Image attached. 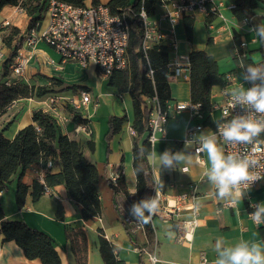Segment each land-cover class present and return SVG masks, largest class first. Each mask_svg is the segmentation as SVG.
Returning a JSON list of instances; mask_svg holds the SVG:
<instances>
[{
    "label": "crops",
    "instance_id": "0c3cea01",
    "mask_svg": "<svg viewBox=\"0 0 264 264\" xmlns=\"http://www.w3.org/2000/svg\"><path fill=\"white\" fill-rule=\"evenodd\" d=\"M48 0H46L47 3ZM106 5L109 0H85V5L92 2ZM220 14L203 15L194 12L191 16H184L176 23H169L164 14L171 11L169 5H157L149 21L156 25L157 30L164 34L162 44L168 47L169 59L179 62L181 67L176 74L173 69L168 71L166 81L170 91V102L167 107V121L164 125V135L157 134V140L151 145V152L159 156L166 149L172 154L183 152L186 159L175 162L171 168H166L157 161L147 163L151 171L152 188L158 187L159 204L165 206L175 202L180 195L194 189L197 199L194 201L198 208V226L190 242L176 241L178 225L174 219L165 221L156 216L152 221L153 244L144 250L153 252L163 264H201V255L212 264L215 259V242L223 238L226 244H234L240 239L249 242H261V226L257 227L249 217L250 205L264 203V179L249 189L242 201L230 205L225 200L217 199L213 186L204 175L205 168L197 162L194 153L196 143H199L201 133H216L217 122H221L220 107L227 91L239 87L241 83L247 89L249 83L240 79L241 69L236 62V52L246 54L253 64H261L262 56L259 52L260 42L252 27L238 20L232 10L227 9L229 0H222ZM261 17L264 25V4H258L254 10ZM44 16V15H43ZM3 22L20 30L22 35L27 33L29 17L17 7L5 6L0 11V26ZM45 17L39 22V28L45 25ZM189 29V32H188ZM236 39L245 43L244 47L236 45ZM175 43V48L169 47ZM191 51H205L217 64L220 75H232V80L225 86H214L211 91L210 108L202 111V117L192 115L189 111L175 112V103L190 102V84L188 79V54ZM20 54L28 58L23 80L27 83H40L37 76L53 77L62 81L63 87L79 85L86 88L84 92L90 96V102L81 106L82 115L87 118L88 131L70 122L68 115L59 105L62 101L80 99V89H73L58 93L60 100L55 104L57 109L52 112L62 123L63 133L81 145L84 158L92 163L98 172L96 184L99 193L102 213L90 221L82 222L79 208L66 197L63 186L52 189L53 197L42 195L37 200L31 196L28 189L23 207L18 210L15 205V189L17 176H14L7 188L0 194V204L7 220H21L32 229L38 230L52 239L55 243L61 264H78L70 244L65 236V226L82 227L87 240V256L85 264H103L99 254V230L104 237L115 246L118 259L122 264H148L145 255H139L132 250L131 244L123 225L115 210L112 192L107 180L112 174L122 173L127 188L133 192L135 177L132 168V139L130 133L133 120L132 99L127 90L118 85L108 84L109 77L102 75L94 66L81 68L73 62H62L60 56L43 42L32 47L22 45ZM49 61H53L52 64ZM1 68V63H0ZM63 99V100H61ZM54 105V106H55ZM53 106V107H54ZM50 110L49 98L44 100L23 99L14 102L7 113L0 118V123H10L3 132V136L11 140L16 132L31 124V113L35 109ZM126 116L127 121L120 132L115 134L109 142L106 141L108 119L112 116ZM87 141L93 143V150L87 146ZM219 143V141H218ZM220 145V143H219ZM221 146V145H220ZM201 158L207 159L205 153ZM187 171L182 172L181 168ZM166 182L160 188L158 185L160 172ZM52 172H57L53 169ZM44 172L36 165L30 166L21 178V183L31 186L35 179L43 177ZM189 202L179 203V208ZM58 205L61 207L63 220L56 218ZM189 212L181 209L178 219H186ZM0 234V264H41L39 260H28L20 248L12 241L4 242ZM136 244H145L146 237L142 233L135 234ZM145 242V243H144ZM137 245V246H138Z\"/></svg>",
    "mask_w": 264,
    "mask_h": 264
},
{
    "label": "trees",
    "instance_id": "16d2710c",
    "mask_svg": "<svg viewBox=\"0 0 264 264\" xmlns=\"http://www.w3.org/2000/svg\"><path fill=\"white\" fill-rule=\"evenodd\" d=\"M75 7H86L85 0H56ZM233 5V15L238 20H248L249 25H261V17L254 10L258 4H264V0H229ZM97 4L95 1L91 5ZM162 4L161 0H109L106 6L111 14H123L128 24V45L126 47L127 67L123 71H112L108 77V84L118 85V88L127 90L132 99L133 120L131 130L132 139V168L135 177L133 192L127 188L122 173H119L113 183L107 180L112 192L113 203L121 224L132 245L137 246L135 234L130 232L131 225L125 222V218H133L132 205L139 204L141 200L149 198L152 191L151 171L147 163V157L151 151L148 141L149 118L152 112V100L155 98L162 111L167 112L170 102V91L166 81L168 74V47L162 42L152 44L146 51L142 50L143 25L139 17L141 9L149 18L153 15L155 7ZM46 0H0V11L5 6L17 7L28 17L27 31L33 29L44 17ZM90 5V6H91ZM211 15V14H209ZM208 15V16H209ZM189 32V29H188ZM0 36L5 51V60L0 68V118L4 116L10 106L19 100L34 99L44 100L58 97L59 92L80 89L79 85L63 87V82L46 76H37L40 83H27L22 78L11 76L10 65L22 47L24 38L20 30L14 26H0ZM259 40V38H258ZM236 45L239 41L236 39ZM240 54L241 51H238ZM259 52L262 56L261 64H264V43H260ZM239 63H252L246 54L235 58ZM152 76H147L148 70ZM188 79L190 84V102L200 105L202 111L210 108L211 91L214 86H225L230 83L227 75H220L216 61L205 51H191L188 54ZM80 92V93H81ZM68 115L69 120L76 126L88 127V119L82 115L81 108L76 109L68 101L59 104ZM54 106V105H53ZM57 109V106H54ZM32 123L19 129L15 136L9 140L3 136V132L10 123H0V194L7 188L11 179L17 176L15 189V205L20 210L28 189L31 188L33 200H37L56 186H63L67 199L79 208L82 222L100 217L102 213L99 193L96 189L98 172L96 167L88 162L81 150V145L70 139L63 133L62 123L58 121L51 110L35 109L31 113ZM127 121L126 116H112L108 119L106 141L118 132ZM87 146L93 150V143L87 141ZM32 165H36L44 172L43 182L37 178L31 186L21 183L25 171ZM49 165V166H48ZM57 169V172H52ZM166 182L163 171L160 172L158 185L161 188ZM254 209L250 208L252 212ZM61 207L58 205L56 218L63 220ZM148 222L142 225L146 237V243L139 247L151 248L153 244V229L147 211ZM264 240V225L261 227ZM0 234L2 241L14 242L28 260H39L41 264H61L55 243L46 234L32 229L21 220H7L0 204ZM99 254L103 264H122L118 259L115 246L104 237L99 230ZM65 236L70 248L76 257L78 264L86 263L87 240L82 227L65 226ZM141 255V254H139Z\"/></svg>",
    "mask_w": 264,
    "mask_h": 264
},
{
    "label": "built area",
    "instance_id": "2783aa9c",
    "mask_svg": "<svg viewBox=\"0 0 264 264\" xmlns=\"http://www.w3.org/2000/svg\"><path fill=\"white\" fill-rule=\"evenodd\" d=\"M161 2L163 5L171 7V11L165 13L164 18L172 24L184 16H191L194 12H200L203 15H219L220 8L223 6L222 0H161ZM226 7L229 10L234 8L230 3ZM44 17L46 20L44 27L39 28V24H37L33 29L24 33L22 45L33 48L36 43L43 42L60 56L62 62H73L81 68L93 65L104 76H108L112 71H123L126 69V47L128 45L129 32L128 24L123 14H111L109 9L102 4L75 7L56 0H48ZM139 17L143 25L142 50L146 51L152 44L161 43L164 34L160 33L156 25L149 21V18L142 9L139 12ZM242 23L249 25V21L246 19L242 20ZM7 25V22H3L1 27ZM239 46L242 48L245 46V43H240ZM169 47L174 49L175 43H171ZM19 52L20 50L10 65V71L12 77L23 78L28 59ZM242 56H244V52L241 54L238 51L236 52V58ZM5 57L6 51L0 36V63L5 60ZM49 63L52 64L53 61H49ZM180 67L181 64L179 62L169 59V70L173 69L177 74ZM147 76H152L150 69L147 72ZM228 79L231 81L232 75H229ZM250 86L249 84L248 87ZM229 94L230 91L225 93L223 104L220 107L221 122L230 120L237 115L246 114L244 108L236 107L234 109L232 107ZM58 100H60L59 97L49 99L51 112L54 111L53 105ZM68 102L76 109H79L90 102V96L86 92H81L79 101L69 100ZM173 109L175 112L186 110L194 116L202 117L201 110H199L201 108L198 104L175 103ZM167 118V112L164 113L157 100L153 98L152 112L148 124L150 130L148 141L151 145L157 140V134L164 135V125ZM78 128L89 133L88 127L79 126ZM130 133L133 135L132 131ZM216 134L221 147L226 153L254 155L257 163L250 168V172L262 177L260 180L254 181L249 189L255 187L259 181L264 179V153L253 154L251 151L252 145L228 144L219 136L218 130H216ZM259 139L264 140V133L261 134ZM199 148L200 144L196 143L194 153L202 159V153L198 152ZM184 169L187 168L183 167L181 171L185 172ZM117 176V174H112L109 176V180L114 183ZM39 180L43 182L42 177ZM157 189L158 187L156 186L152 188L149 198L156 197L159 201L160 196L156 194ZM45 194L50 195V191L45 190ZM197 198L194 189H192L189 193L180 195L175 201L178 203H167L165 206L159 204L155 214L150 215L147 213L150 219L156 216L163 218L165 221L175 219L177 224H179L176 241L178 243H188L198 226V208L194 202ZM184 202H189V204H184L182 208H179V203L182 204ZM181 209L189 212L186 219H178ZM125 222L131 225L129 230L132 234L142 233V235H145L142 222L135 215H133V218H125ZM132 250L138 254L145 255L148 264H152V261L149 259L150 256L156 257L153 252L149 253L139 246H133ZM156 264H163V262L156 257ZM201 264H210L204 255H201Z\"/></svg>",
    "mask_w": 264,
    "mask_h": 264
},
{
    "label": "clouds",
    "instance_id": "9594fccd",
    "mask_svg": "<svg viewBox=\"0 0 264 264\" xmlns=\"http://www.w3.org/2000/svg\"><path fill=\"white\" fill-rule=\"evenodd\" d=\"M250 32H254L260 43H264V25H253ZM241 69L240 79L249 83L247 89L241 83L230 92L232 107H242L245 115L234 116L230 120L217 122L219 136L228 144L252 145V153H264V140L259 139L264 133V64H245L239 62ZM227 115V113H225ZM199 153H205L206 160L197 156V162L204 166V175L209 184L213 186L217 199L225 200L230 205L242 201L254 181L262 177L250 172L256 165L254 155L240 153H226L219 145L217 134L212 132L199 135ZM149 161L155 164L159 161L166 168H171L174 161L179 163L189 159L183 152L172 154L166 149L159 156L151 152ZM186 172L187 169H184ZM159 206L158 198L152 197L141 200L139 204L132 205V212L144 223L148 222L145 210L155 214ZM254 210L249 213L252 222L257 226L264 225V203L250 205ZM215 259L212 264H264V241L249 242L240 239L234 244H226L223 238L215 242ZM152 264H156V257L150 256Z\"/></svg>",
    "mask_w": 264,
    "mask_h": 264
},
{
    "label": "rangeland",
    "instance_id": "374dc122",
    "mask_svg": "<svg viewBox=\"0 0 264 264\" xmlns=\"http://www.w3.org/2000/svg\"><path fill=\"white\" fill-rule=\"evenodd\" d=\"M89 6V5H88ZM6 53H8V51L6 50ZM24 56V55H23ZM24 57H26V56H24ZM27 58V57H26ZM28 59V58H27ZM91 66H93V65H91ZM23 79V78H22Z\"/></svg>",
    "mask_w": 264,
    "mask_h": 264
}]
</instances>
